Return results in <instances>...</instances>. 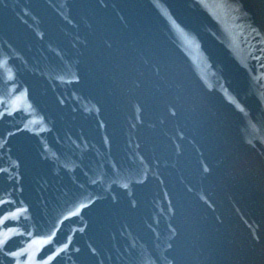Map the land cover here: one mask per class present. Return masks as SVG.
<instances>
[{
  "label": "water",
  "instance_id": "95a60500",
  "mask_svg": "<svg viewBox=\"0 0 264 264\" xmlns=\"http://www.w3.org/2000/svg\"><path fill=\"white\" fill-rule=\"evenodd\" d=\"M0 264H264V0H0Z\"/></svg>",
  "mask_w": 264,
  "mask_h": 264
},
{
  "label": "snow or ice",
  "instance_id": "6c2138e0",
  "mask_svg": "<svg viewBox=\"0 0 264 264\" xmlns=\"http://www.w3.org/2000/svg\"><path fill=\"white\" fill-rule=\"evenodd\" d=\"M0 203H7V201H0Z\"/></svg>",
  "mask_w": 264,
  "mask_h": 264
}]
</instances>
